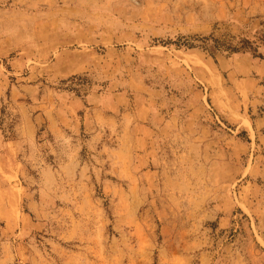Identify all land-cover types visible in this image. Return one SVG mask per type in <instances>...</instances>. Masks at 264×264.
Wrapping results in <instances>:
<instances>
[{
  "label": "rangeland",
  "instance_id": "rangeland-1",
  "mask_svg": "<svg viewBox=\"0 0 264 264\" xmlns=\"http://www.w3.org/2000/svg\"><path fill=\"white\" fill-rule=\"evenodd\" d=\"M0 264H264V0H0Z\"/></svg>",
  "mask_w": 264,
  "mask_h": 264
}]
</instances>
